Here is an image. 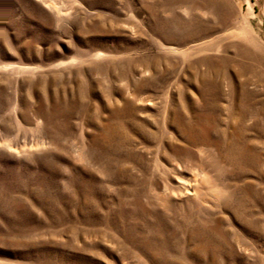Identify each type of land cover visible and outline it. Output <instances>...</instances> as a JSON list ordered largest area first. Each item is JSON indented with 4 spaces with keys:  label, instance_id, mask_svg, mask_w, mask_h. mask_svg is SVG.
<instances>
[{
    "label": "rangeland",
    "instance_id": "rangeland-1",
    "mask_svg": "<svg viewBox=\"0 0 264 264\" xmlns=\"http://www.w3.org/2000/svg\"><path fill=\"white\" fill-rule=\"evenodd\" d=\"M0 264H264V0H0Z\"/></svg>",
    "mask_w": 264,
    "mask_h": 264
}]
</instances>
